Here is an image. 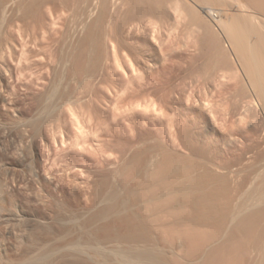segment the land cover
<instances>
[{"label":"rangeland","instance_id":"obj_1","mask_svg":"<svg viewBox=\"0 0 264 264\" xmlns=\"http://www.w3.org/2000/svg\"><path fill=\"white\" fill-rule=\"evenodd\" d=\"M46 1L44 2L45 5L47 4L48 8L51 6L49 8L51 13H49L47 7L46 9L44 8L46 11L41 10L42 6H45L41 5L39 10L41 13L35 12L37 17L33 13L34 19L31 15L29 16L32 19L27 16V13L26 16L29 17V21L38 22L44 27L43 23L45 20L47 21L48 17L41 19L42 16L48 15V13L52 14L53 10L55 12L53 14H56L62 11V7H65L63 9V11L65 10V16L63 17V13L62 19L61 17H59L60 19H55L57 26L59 25L60 27L62 25V29L54 27V30L58 31L55 32L53 30L54 32L52 31L53 33H51V36L52 34L53 36L54 34L56 35L55 40H53V36L51 37L54 41L51 49H54V53L55 49L57 52L59 50V56L57 52L55 53V55L57 54L56 58H54L56 62H52L49 66L45 58L47 55H43L46 54L45 51L40 56L41 64L45 63L48 65L46 67L49 68L47 69L50 73L49 78L51 77L52 80L54 78L53 75L56 74L53 79L55 82L54 87L49 84L48 92L43 91L42 93V90L40 91L39 89L41 87H38L37 83L35 84L37 87L34 84H29L28 80L30 79L28 71L25 69V63L21 64L23 65L21 70L25 69L23 72H27L24 73L25 76L23 75L25 79L18 74L21 71L19 68L15 70V73L22 80L18 79L16 74L15 78H10L9 76H7L8 79L5 76L0 77V90H2V95L7 99L6 106L0 103V246L4 245L7 247L9 259L8 261L5 260L6 263L4 264H17L19 260L21 261H19V264H21L23 256L26 255L28 257L31 254L32 256H37L38 254L37 257H40V260L37 258L38 261L36 260V262L41 264H124L125 260V264H149L150 260H144L143 262L140 260L138 263V260L136 262L133 256L130 258L131 255H135L142 249L145 250H142L141 254L152 251L154 256L155 254H158L157 256L159 257L166 255L162 260L160 258L150 264H160L161 262V264L163 262L164 264H175L178 260V264H220L223 261L226 262L225 264L229 263V261L231 264H251L250 260L254 261V258L252 256L248 258L249 255H246V253L249 254L248 246L255 244L256 238L261 241L260 243L263 242L264 244V232H262L264 227L259 220L264 217V101L261 98L262 93L264 95V88H261V93L249 72V63H247L248 50L246 51L247 53H240L233 47L234 45L231 44L232 40L224 27L228 22L227 20L237 16L238 21L246 29L250 26L252 27V25L253 27L256 26V28L259 27L263 34L262 40H264V0H121L125 4L115 10L112 19L103 21L105 24L101 23L102 31H97V34L99 32L101 34H98L101 40V49H106V42L109 39L116 41L119 46L118 49H120V54H118L120 57L118 56V58H121L119 63L121 66L117 65L118 68L114 70L116 64L112 65L114 62H112L113 59L109 55L111 59L110 65L113 68L106 72L105 62L106 58H108L106 50L100 51V60L98 59L99 62L97 61L98 63L96 62V64L94 63L96 52L91 46L86 45L84 47L85 50L82 49L84 56L82 67L86 69H81L80 73L77 72V75L75 74L76 77L73 76V79H68V84H72L68 86V88L70 87V91L69 89L68 91L71 94L70 96L73 94L74 98L68 95L70 102L69 99L64 100L68 101L67 104L59 98L60 92L58 96H56L57 94L55 95V92L60 89L52 94V88H56V81L64 78V75L60 73L59 66H57V57L60 58V56L63 57L65 55L64 57L67 56V59L70 58L65 45L67 46L68 41L71 39L72 29L78 26L74 25L80 21L81 11L85 2L82 0H67L68 4L64 5L65 2L60 4L63 0L61 2L53 0L55 1L54 3L52 0ZM94 1L97 3L102 2L101 0ZM238 3L244 7V11L237 12L234 10L235 7L233 8V6ZM21 12H18L19 14L17 15L23 18L25 14L23 13V15ZM58 15L61 16V12ZM54 16L49 17L53 19L58 17L57 15L56 17ZM35 17L39 21H35ZM92 19L90 23L88 21V25L86 24L87 26L85 25L83 30L87 28L89 32L93 30L95 18ZM42 20L43 22H41ZM57 20H59L60 24ZM24 22L21 24L23 26L27 24L28 29L26 28L27 26L21 29L30 32L29 30H32L33 25L31 27L30 23H26L28 22L27 19ZM18 25L20 26V23ZM90 26L92 27L90 28ZM87 30L81 32V41L87 38ZM94 31L96 30L94 29ZM58 33L60 36H58ZM251 37V42L257 43L256 34ZM56 38L59 39V43L63 41L60 45H64L60 47L58 44L57 46ZM64 40H68L67 43H64ZM72 40L70 41L74 43L75 47L76 41ZM149 47L152 49V54L146 52ZM257 47L253 49L252 53L257 57H261L260 59L263 58L261 63H264V48L263 46H261V49L259 48L260 46ZM88 50H90L88 52L89 55L87 53ZM35 54L39 53L35 50ZM123 56L127 57L124 59ZM36 60L31 61L32 63L34 62L33 64H29L32 67H26L30 72L37 71L36 69L39 70L45 65L38 64L40 62H36ZM126 61L130 62L125 63ZM130 63L134 69L137 70L138 67L137 71L140 72L141 79L131 81L130 76L126 75V72L130 69ZM261 63L250 62L253 67L257 65V69H259V65V67L261 65L264 67V64ZM31 68L34 69L31 70ZM55 70L57 73H55ZM67 77L65 75V82ZM26 79H28V82H26ZM23 80L26 82L25 84ZM65 82L63 81V83ZM12 89L15 91L13 92ZM46 96L48 97L46 98ZM57 99L61 103L64 102L63 106L66 105L67 107H63L59 101H56ZM59 105L60 107H58ZM143 111H146V113ZM26 121H29V123ZM168 125L173 129L175 144L176 147L178 146L177 148L174 147V149L167 146V152L171 154L169 156H173L174 161L178 159L175 168L171 172L169 171L170 173L168 172L170 174L168 175L170 179L167 178L168 181L173 180V183L182 187H187L191 183L199 184L197 187H206L207 189L204 192L207 190L208 207L211 208V211L207 212L208 214L214 213L210 214L209 221H201L202 226H199L198 229L199 235H195L193 230L185 223L182 225L177 224L175 219L172 220L173 217L167 216L166 219L162 218L157 222L147 221V228L151 235L147 238L142 235L135 240L133 234L136 224L133 223V213L137 212L141 215L143 213L142 217L144 216L143 218L150 220V217H147L150 216L149 212L138 198L143 195L144 198L141 197L142 199L152 200L154 197H158V194L155 193L156 191L153 188V190L150 189L147 184L144 185L143 182L145 180L140 178L138 173L135 174L136 172H134L132 166L134 165L135 157H137L136 155H139L146 148L148 151L145 152V155L142 154L145 160H149L150 157L153 159L155 157L156 160L159 158H156L154 148L157 147L160 141H162L160 144L164 143L165 140L167 142L166 134L163 136V133ZM25 133L31 135V138L25 136ZM157 140L159 141L156 145ZM136 152H139V154ZM28 159L31 162L30 166L32 165L29 168L32 170L28 169L27 164L29 162H26L29 161ZM178 161L180 164H178ZM182 161L185 162L181 163ZM178 165L179 167H177ZM189 182L190 184H188ZM221 185L223 186L221 187ZM185 191L190 193L192 190L185 189ZM150 192L154 193L152 194L153 196ZM114 207L115 210L113 209ZM152 207L155 211H158L159 208L161 209V207L156 206V203ZM105 213L106 217L103 216V218L101 215ZM258 217L260 218L257 219ZM12 222L13 224H11ZM255 222H259L261 228H259L260 224L257 225L258 223ZM25 223L28 224L26 225ZM218 223L222 227L217 225ZM250 224L252 229H254L253 226L257 225L258 228L255 227L256 229H254L257 231L250 229ZM214 226L217 228H213ZM178 228H181V230ZM224 229L225 231L222 232ZM167 230L168 232H166ZM8 231L12 232L11 235L7 233ZM179 231L184 239L182 240L184 249L175 256L168 250L167 246L173 245L178 241L179 235L177 236V234H180ZM61 232H65V234L59 235ZM73 232L76 235L81 232L85 237L87 251L84 255L76 256L73 250L58 248L59 245H67L69 240L76 236ZM203 232L205 233L204 235ZM117 233L119 236H117ZM188 233L193 236L190 237ZM201 233L202 235H200ZM253 233L257 234V236ZM182 234L186 235L183 236ZM252 234L255 235V239H253L254 236ZM95 235L97 236L95 237ZM129 235L132 237H129ZM212 238H215L214 240L218 242L213 241ZM250 238L253 240L249 241ZM191 239L193 240L189 243ZM98 240H102V245H105L106 248L100 245L101 248L99 249L101 250H99L98 247L100 246H96ZM247 242L248 244L250 243L248 246ZM194 246L199 247L197 248V253L193 251L195 249ZM228 246L233 248L230 250ZM147 248L148 250L146 251ZM227 248L230 251H225ZM239 248L243 249L240 250ZM48 249L50 256L53 257L48 255ZM162 249H165V251ZM43 250H46L48 256H46V252L40 254ZM51 250H54V252H51ZM55 250L61 251V253ZM189 251H191L193 257L189 254ZM34 252H36V255ZM210 252H212L211 256ZM238 252L242 255L241 257L237 254ZM231 254L235 255V257L237 256L236 259ZM41 255L42 258L45 257L44 260ZM86 255H88V258H86ZM26 256H24L25 259ZM46 257L49 258L47 259ZM207 257L211 259L209 260ZM215 257L218 260L220 259L219 257L223 259L217 262ZM10 259H12L11 262ZM133 259L134 261L131 262L130 260ZM212 260L213 262H211ZM236 260L237 263H235ZM27 263L26 261L24 264ZM32 264L37 263L32 261Z\"/></svg>","mask_w":264,"mask_h":264},{"label":"bare ground","instance_id":"obj_2","mask_svg":"<svg viewBox=\"0 0 264 264\" xmlns=\"http://www.w3.org/2000/svg\"><path fill=\"white\" fill-rule=\"evenodd\" d=\"M46 0H0V77H3V76H5V77H7V76H9L10 78H15V74H16V76L18 77V75H17V73H15V70L17 69V68H19V70H21V66H23V65H21V64H24L25 63V65H26V67H30L31 65H29V64H33L31 61H35L36 59V62H40V63H38V64H41V58H40V56L43 54V51H45V53L46 54H43L44 56L45 55H47L45 58L47 59H44V58H42V59H44V60H46L45 62L47 63V64H49V66H50V64L53 62H56V59H54V58H56V55L58 54V52H59V50H58V52L56 51V49H55V53L57 52V54L55 55V53H54V49H51L53 46H52V43L54 42L53 40H55V37H56V35L54 34V36H53V34H52V36H53V40H52V36H51V33H53L55 30V28L54 27H58V28H61V26L59 27V25L57 26V23H56V20L55 19H58L59 17H61V19H62V14L64 13V15H63V17L65 16V10L63 11V9H65V7H62V11H60L61 12V16H59L58 15V13H60V12H57L56 14H53V13H55L54 12V10H53V12H52V14H49V13H51V10L49 11V8L51 7L50 6V4H52V3H50L49 4V8H48V6H47V4L45 5V2ZM48 1H51V0H48ZM60 2L62 1V0H59ZM58 1V2H59ZM82 1H84L85 3H84V6H83V8H82V11H81V16H80V21H79V23L77 24V23H75L76 25H74V26H77L75 29H72L73 31L71 32V39L70 40H75L76 42H75V47H74V43L73 42H71L70 40V42L68 41V45L66 46L65 45V48L67 47V52L70 54V55H68L70 58L69 59H67V56L66 57H64L63 55V57H61L60 56V58L59 57H57V60H58V65L57 66H59V68H60V73H61V75L63 74L64 76V78H65V75L66 76H68L67 77V79H66V82H65V79L63 80V79H59L58 81H56V88H52V94H54L53 92L54 91H56V90H59V91H57V92H55V95L56 96H58V94H59V92H60V99L61 100H65V99H69V102H70V97H73V94H72V96H70L71 94L69 93V91H70V87L68 88V86L69 85H72V84H68V81L69 80H71V78L73 77V76H75L76 77V73L78 72V73H80L81 72V69H83L84 67H82V62H83V52H82V49H84V47L86 46V45H89V46H91V48L92 49H94V51L96 52V59H94L95 60V62L94 63H96L97 61H98V59L100 60V54H101V52H102V50L103 49H101V44H100V42H101V40H100V38H99V35L98 34H100V32L97 34V31H102V26H101V23H104L103 21H108V20H110V19H112V15H113V13L115 12V10H118L120 7H122L125 3L124 2H121V0H101L102 2L101 3H97V2H95L94 0H82ZM97 1V0H96ZM47 2V1H46ZM52 2L54 3L55 1H53L52 0ZM65 2V3H64ZM27 3H28V5H27ZM30 3V4H29ZM62 3H64V5H67L68 3H67V0H63L60 4H62ZM41 5H45L44 7L42 6V9H41ZM52 5H54V4H52ZM245 6V5H244ZM46 7H47V9H48V11H49V13H48V15L46 16L45 14H42V15H45V16H42V15H40V16H42L41 17V19L43 18V17H48L47 18V21L45 20V22L43 23V25H44V27L43 26H41L42 24H39L38 22H34V21H29L28 19H29V15H31L32 16V13H33V15L35 14L36 15V17H37V13H35V12H39V10L41 9V10H45L46 9ZM53 7V6H52ZM235 7V8H234ZM243 6H241V5H239V3L238 4H235L234 6H233V8H234V10L235 11H244L243 9H244V7L242 8ZM45 8V9H44ZM248 8V7H247ZM52 9V8H51ZM55 9V8H54ZM60 9H61V7H60ZM21 11H23V12H21ZM46 11V10H45ZM55 11H57V10H55ZM18 12H21L24 16H23V18H20V17H18V15L17 14H19ZM250 12H253V11H250ZM26 13H27V16H29V17H27L26 16ZM39 13H41V11L39 12ZM21 14V15H22ZM230 14V13H229ZM244 14V13H243ZM246 14V13H245ZM251 14V13H250ZM34 15V16H35ZM55 15V16H54ZM56 15L58 16V17H56ZM227 15V14H226ZM232 15V14H231ZM238 15V14H237ZM20 16V15H19ZM34 16H32V18L34 19ZM49 16H54V17H56V18H51V17H49ZM252 16V15H251ZM16 17V18H15ZM24 17H25V19H24ZM36 17H35V21H39V19L37 20L36 19ZM231 17V16H230ZM236 18H231V20L229 19V20H227L226 22V24H225V29H226V31H227V34H228V36H230V38H231V40H232V43L231 44H233L234 46L233 47H235L240 53H247V58H248V61H247V63H249L250 64V62L252 63V62H254L255 64H257V62H259V63H261V60L263 59H260L261 57H257V56H255L253 53H252V51H253V49L255 48V47H257V46H260L259 48L261 49L262 47L261 46H263V48H264V40H262L263 39V34H262V30H260V28L258 29V28H256V26L255 27H253V25H252V27L250 26L248 29H246V27L245 26H243V24H241V22H239L238 21V19H237V16H235ZM241 17H242V15H241ZM248 17V16H247ZM31 18V17H30ZM31 18V19H32ZM38 18H40L39 16H38ZM92 18H95V21L93 22L94 24H93V26H94V28L92 27V26H90V28L92 27V31H88L87 29H85V30H87L88 32H87V34L88 35H86L87 36V38H85L84 40H80L81 38H80V35H81V32L82 31H85V30H83L84 29V27H85V25L87 24L88 25V21H89V23H90V20L92 19ZM27 19V21L28 22H26V23H30L29 25L31 26V25H33V27H32V30L30 29L29 31L30 32H27L28 30H25V31H23L22 29H23V27L25 26H27V24L26 25H22L23 24V22L25 21ZM44 19V18H43ZM60 19V18H59ZM261 19V18H260ZM22 20H24L23 22H21ZM58 22H59V20H57ZM92 21H93V19H92ZM246 21V20H245ZM250 21H251V19H250ZM41 22H43V20L41 21ZM218 22V21H217ZM223 22H224V20H223ZM223 22H222V24H223ZM20 23V26L18 25ZM22 23V24H21ZM25 23V22H24ZM32 23H34V24H32ZM92 23V22H91ZM219 23V22H218ZM221 23V22H220ZM225 23V22H224ZM245 23V22H244ZM59 24H60V22H59ZM105 24V23H104ZM107 24V23H106ZM86 25V26H87ZM103 25V24H102ZM246 25V24H245ZM264 25V24H263ZM22 26V27H21ZM105 26V25H104ZM110 26V25H109ZM112 26H114V25H112ZM258 26V25H257ZM260 26V25H259ZM73 27V26H72ZM89 27V26H88ZM111 27V26H110ZM219 27V26H218ZM22 28V29H21ZM27 29H28V26L26 27ZM101 28V29H100ZM106 28V27H105ZM112 28V27H111ZM110 28V29H111ZM62 29V28H61ZM94 29L96 30V31H94ZM100 29V30H99ZM54 30V31H53ZM90 30V29H89ZM107 30H108V28H107ZM112 30V29H111ZM260 30V31H259ZM53 31V32H52ZM58 31V30H57ZM57 31H55V32H57ZM64 31V30H63ZM67 31V30H66ZM225 31V32H226ZM264 31V30H263ZM68 32V31H67ZM104 32V31H103ZM109 32V31H108ZM261 32V33H260ZM61 33V32H60ZM66 33V32H65ZM65 33H63V35H65ZM111 33V32H110ZM59 34V33H58ZM57 34V35H58ZM109 34V33H108ZM255 35L256 34V37H257V39H258V41H257V43H252L251 42V40H250V37L252 36V35ZM101 35V34H100ZM251 35V36H250ZM58 36H60V34L58 35ZM62 36V35H61ZM85 35H84V37H86ZM79 37V38H78ZM107 37V36H106ZM58 38H60V37H58ZM58 38H56L57 39V46H58V44L60 45V43L61 42H63V41H61L60 43H59V39ZM252 38V37H251ZM79 39V40H78ZM72 40V41H73ZM104 40V39H103ZM45 41V42H44ZM65 41V40H64ZM67 41H65L64 43H67ZM107 45L105 46L106 47V49H104V50H106L105 52H106V54L108 55L107 57L108 58H106V72L107 71H109L110 69H112L113 68V66L115 65V66H119L120 64V59L118 58V54H120V49H118L119 48V46L116 44V41H114V40H108L107 42ZM53 45H54V43H53ZM55 45V46H56ZM62 45V44H61ZM61 45H60V47H61ZM64 45V44H63ZM62 45V46H63ZM72 45H73V47H72ZM52 46V47H51ZM88 47V46H87ZM104 47V48H105ZM54 48H56V47H54ZM59 48V47H58ZM57 48V49H58ZM73 48V49H72ZM90 48V47H89ZM103 48V47H102ZM154 48V47H153ZM60 49H62V48H60ZM236 49H234V50H236ZM256 49V48H255ZM257 49H258V47H257ZM33 50H34V52H33ZM35 50L37 51V53H39V54H35ZM42 50V52H40ZM49 50V52H47ZM85 50V49H84ZM83 50V51H84ZM87 50V49H86ZM103 50V51H104ZM248 50V51H247ZM63 51V50H62ZM90 50H88L87 51V53L89 52ZM101 51V52H100ZM151 51H152V49L149 47V49L148 50H146V52H150L151 53ZM247 51V52H246ZM255 51V50H254ZM86 52V51H85ZM84 52V53H85ZM153 52H155V51H153ZM237 52V51H236ZM239 52H238V54H239ZM257 52V51H256ZM35 55H34V54ZM41 53V54H40ZM48 53V54H47ZM124 53V52H123ZM122 53V54H123ZM86 54V53H85ZM84 54V55H85ZM125 54V53H124ZM152 54V53H151ZM150 54V55H151ZM258 54L260 55V53L258 52ZM262 54H263V52H262ZM61 55V54H60ZM88 55H89V53H88ZM109 55L112 57L111 59H113L112 60V62H114V64H112L113 66H111L110 65V62H111V59L109 58ZM126 55V54H125ZM243 55H246V54H243ZM256 55H257V53H256ZM58 56H59V54H58ZM264 56V55H263ZM94 57V56H93ZM105 57V56H104ZM120 57V56H119ZM125 57H127V56H125ZM125 57L123 56V58L125 59ZM86 58V57H85ZM88 58V57H87ZM91 58V57H90ZM246 58V59H247ZM74 59V60H73ZM119 59V60H118ZM89 60V59H88ZM129 60V59H128ZM127 60V61H128ZM125 61V60H124ZM125 62V63H129V62ZM250 61V62H249ZM35 62V63H36ZM99 62V61H98ZM97 62V63H98ZM263 62V61H262ZM84 63V62H83ZM85 63H86V61H85ZM96 63V64H97ZM102 63V62H101ZM42 64H45V63H42ZM41 64V65H42ZM47 64H45V65H43L42 66V68H40L39 70L38 69H36L37 71H32V72H30V70H28V68H26L25 66V69H26V71H28V75H29V79L30 80H28V79H26V82H28L29 84L31 83V85L32 84H36L37 83V85H38V87L40 86L41 88H39L40 89V91L42 90V93H43V91H47V90H49V87H50V85H51V87H54L53 85H55V82L53 81V79L55 78V75H53L54 76V78L51 80V77L49 78V76H50V73L48 72V70L47 69H49L48 67H46V65ZM88 64V63H87ZM248 64V68H249V72H250V74H251V76H252V78H253V81H254V83H255V85L260 89V92L262 93V89L264 88V67H262V65H261V67H259L258 66V68L259 69H257L256 68V66L257 65H255L254 67L250 64L249 65ZM261 64H264V63H261ZM92 65H94V64H92ZM128 65V64H127ZM149 65V64H148ZM148 65H146L147 67H148ZM48 66V65H47ZM56 66V65H55ZM80 66H81V68H80ZM86 66V65H85ZM98 66H99V64H98ZM114 66V70H116L117 68H118V66L117 67H115ZM121 66V65H120ZM132 65H131V63H130V69L126 72V75L128 76H130V80L132 81V80H139V79H141V74H140V72L139 71H137L138 70V67H137V70L136 69H134L133 68V66L131 67ZM145 66V67H146ZM149 66H151V65H149ZM32 67V66H31ZM37 68H39L38 66H36ZM35 67V68H36ZM103 67V66H102ZM23 68V67H22ZM53 68H54V66H53ZM58 67H57V69H59ZM90 68H92L91 66H90ZM98 68V67H97ZM143 68V67H142ZM149 68V67H148ZM260 68H262V70H260ZM24 69V70H25ZM32 69H34V68H31V70ZM56 69V68H55ZM79 69V70H78ZM84 69H86V68H84ZM89 69V68H88ZM95 69H96V67H95ZM120 69V68H119ZM123 69V68H122ZM24 70H21L18 74L20 75V77L21 76H23L24 75V73L26 72H23ZM51 70V69H50ZM97 70V69H96ZM105 70V69H104ZM54 71V70H53ZM59 71V70H58ZM86 71V70H85ZM143 71V70H142ZM18 72V71H17ZM52 72V71H51ZM83 72V71H82ZM89 72V71H88ZM115 72V71H114ZM23 73V74H22ZM27 73V72H26ZM47 73H49V74H47ZM55 73H57L56 72V70H55ZM84 73V72H83ZM98 73V72H97ZM124 73H125V71H124ZM76 74V75H75ZM87 74V73H86ZM91 74V73H90ZM102 75V74H101ZM125 75V74H124ZM25 76V75H24ZM21 77V78H24L25 79V77ZM51 76H52V74H51ZM78 76H81V75H78ZM77 76V77H78ZM86 76V75H85ZM88 76V75H87ZM147 76V75H146ZM26 77H27V75H26ZM56 77H58V76H56ZM60 77V78H61ZM92 78H93V76H91ZM21 78H19L18 77V79H21ZM28 78V77H27ZM78 78H80V77H78ZM91 78V79H92ZM7 79H8V77H7ZM69 79V80H68ZM73 79V78H72ZM5 80V79H4ZM11 80V79H10ZM13 80V79H12ZM22 80V79H21ZM28 80V81H27ZM50 80H51V83H50ZM57 80V79H56ZM77 80V79H76ZM86 80V79H85ZM93 80V79H92ZM18 82L20 81V80H17ZM16 81V82H17ZM24 81V80H23ZM63 81L65 82V83H63ZM82 81V80H81ZM11 82H14V81H11ZM21 82V81H20ZM25 81H24V84L26 83ZM58 82V83H57ZM15 83V82H14ZM72 83H74V82H72ZM87 83H88V81H87ZM94 83V82H93ZM100 83V82H99ZM1 84V83H0ZM28 84V85H29ZM50 84V85H49ZM84 84V83H83ZM30 85V86H31ZM33 85V86H34ZM89 85V84H88ZM91 85V84H90ZM99 85V84H98ZM16 86V85H15ZM18 86H20V85H18ZM23 86V85H22ZM21 86V87H22ZM36 86V85H35ZM34 86V87H35ZM100 86V85H99ZM98 86V87H99ZM25 87H27V86H25ZM37 87V86H36ZM35 87V88H36ZM75 87H76V85H75ZM88 87V86H87ZM263 87V88H262ZM12 88V87H11ZM58 88V89H57ZM79 88V87H78ZM262 88V89H261ZM0 89H1V87H0ZM13 89H15V88H13ZM13 89H12V91H13ZM36 89H38V88H36ZM68 89H69V91H68ZM96 89V88H95ZM78 90V89H77ZM76 90V91H77ZM80 90V89H79ZM87 90V89H86ZM100 90V89H99ZM264 90V89H263ZM2 90H0V95L2 96H0L1 97V102L0 103H2V105L3 106H6V104H7V99L4 97V95H2V92H1ZM8 91V90H7ZM6 91V92H7ZM15 91V90H14ZM13 91V92H14ZM72 91V90H71ZM73 91H74V89H73ZM72 91V92H73ZM88 91V90H87ZM90 91V90H89ZM45 92H44V94H45ZM48 92V91H47ZM51 92V91H50ZM92 92H93V90H92ZM264 92V91H263ZM85 93H87V92H85ZM48 95L50 94V93H47ZM6 95V94H5ZM51 95V94H50ZM68 95L70 96V97H68ZM89 95V94H88ZM8 96V95H7ZM53 96V95H52ZM84 96V95H83ZM43 97V96H42ZM48 96H46V98H47ZM65 97H67V98H65ZM86 97H87V95H86ZM49 98H50V96H49ZM56 98V97H55ZM58 98V99H59ZM74 98V97H73ZM82 98V97H81ZM261 98H262V100L264 101V95H263V93H262V95H261ZM56 100L57 102L59 101L60 102V100ZM83 99V98H82ZM85 99V98H84ZM9 100V99H8ZM43 100V99H42ZM47 100V99H46ZM49 100V99H48ZM79 100V99H78ZM55 101V100H54ZM62 101V102H63ZM72 101H74V100H72ZM66 104H67V102L66 101H64ZM63 102V103H64ZM9 103V102H8ZM12 103V102H11ZM61 103V102H60ZM63 103H61L62 104V106H63ZM49 104V103H48ZM53 104H54V102H53ZM70 104V103H69ZM11 105V104H10ZM51 105V104H50ZM56 105V104H55ZM57 105H58V103H57ZM66 106V105H65ZM65 106H63V107H65ZM58 107H60V105L58 106ZM67 107V106H66ZM6 108V107H5ZM12 108V107H11ZM47 108V107H46ZM45 108V109H46ZM143 108V107H142ZM48 109V108H47ZM55 109V108H54ZM67 109V108H66ZM65 109V110H66ZM7 111H8V109H6ZM9 110H10V107H9ZM61 110V109H60ZM68 111V110H67ZM48 112H50L49 110H48ZM144 113H146V111H143ZM42 114H43V112H42ZM48 114V113H47ZM50 115V114H49ZM34 117V116H33ZM34 118H36V117H34ZM30 120V119H29ZM35 120V119H34ZM21 121H22V119H21ZM32 121V120H31ZM36 121V120H35ZM26 122H28L29 123V121H26ZM25 123V122H24ZM23 123V124H24ZM26 124V123H25ZM35 124V123H34ZM32 125V124H31ZM36 125V124H35ZM129 126V125H128ZM33 127V126H32ZM128 128V127H127ZM133 128V127H132ZM166 129H164V128H162V129H164V133H163V136H164V134H166V136L165 137H167V142H166V140L164 141V143H161L160 144V142H162V141H160L159 142V144H158V141L159 140H157V142H156V145H157V147H155V146H153V147H155L154 148V150H155V154H156V158H158L157 160L155 159V157H154V159L152 158V157H150V159L149 160H145V158H143L142 156H144L145 155V152H147L148 150H147V148H146V150H143V152H141L140 154H139V152L137 153V154H139V155H136L137 157H135V161H134V159H133V161H134V165L132 166L133 168V170H134V172H136L135 174H137L138 173V176H140V178H143V180H145V182H147V183H145V182H143L144 183V185L145 184H147V186L148 187H150V189H154V191H156L155 193H157L158 194V197L156 196V194H155V196L156 197H154L152 200L150 199V200H145V199H142V198H144V196L142 195H140L141 197L140 198H138V200L140 199V201H141V203H143L144 205H145V209L149 212V214H150V216H147V217H150L149 219L150 220H147L148 218H143L142 217V215H144L143 213H142V215L141 214H139V213H133V218H134V222L133 223H135L136 225H135V229H134V234H133V238L135 239V240H137V239H139L140 238V236H144V237H149V235H151L150 234V231H149V229L147 228V221H151V222H157V221H160L162 218H167V216L168 217H170L171 216V218H172V220L173 219H175V221H176V223L177 224H180V225H182V224H184L185 223V225H187L190 229H192L193 230V233H195V235H199V233H198V229H199V226H202V222L201 221H205L206 222V220H208L209 221V218H210V214L211 213H209L208 214V212H210L211 211V208H209L208 207V200H209V198L207 199V196L206 195H208L206 192H207V190H206V192H204V190L205 189H207L206 187H203L202 186V188L201 187H197L199 184H193V183H191L190 184V182L188 183V184H190V185H188L187 187L185 186V187H182L181 185H179V184H176V183H173L174 181L172 180V181H168V179L167 178H169L170 179V177L168 176V175H170L169 173L171 172V170L173 169V168H175V166H176V161L178 160H176V161H174L173 160V156L172 157H170L171 156V154L169 153V152H167V146H169V147H171L172 149H174V147L175 148H177L176 147V142H175V138L173 137L174 136V134L172 133L173 132V129L171 128V126L170 125H168L167 127H165ZM34 130V129H33ZM37 130V129H36ZM126 131V130H125ZM161 132H162V130H161ZM28 133V132H27ZM27 133H25L26 135L25 136H27V137H30L31 135H28ZM133 133V132H132ZM143 133V132H142ZM149 134V133H148ZM154 135V134H153ZM160 135H161V133H160ZM24 135H23V137H25ZM114 137V136H113ZM156 137V136H155ZM162 137V136H161ZM20 138V137H19ZM31 138V137H30ZM164 138V137H163ZM27 139V138H26ZM29 139V138H28ZM156 139V138H155ZM165 139V138H164ZM115 140V139H114ZM115 141H117V140H115ZM25 143V142H24ZM122 144V143H121ZM129 144V143H128ZM124 145V144H123ZM134 146V145H133ZM51 148V147H50ZM145 149V148H144ZM149 149V148H148ZM49 152H50V150H49ZM157 152V153H156ZM153 153V154H154ZM169 153V154H168ZM142 154H144V155H142ZM170 155V156H169ZM121 156V155H120ZM150 156V155H149ZM22 157V156H21ZM27 158V157H26ZM28 158H30V157H28ZM50 158V157H49ZM48 158V159H49ZM149 158V157H148ZM175 158V157H174ZM21 159V158H20ZM24 160V159H23ZM29 160V159H28ZM50 160V159H49ZM179 161H180V159H179ZM179 161H178V164H180L179 163ZM25 162V161H24ZM26 162H29L28 164H27V166H28V169H31V168H29V167H31L30 166V164H31V162H30V160L29 161H26ZM183 162H185V161H182L181 163H183ZM23 165V164H22ZM183 166V165H182ZM177 167H179V165L177 166ZM33 168V167H32ZM32 170V169H31ZM151 170H153L152 172H151ZM29 171V170H28ZM170 171V172H169ZM30 172H32V171H30ZM169 172V173H168ZM33 173V172H32ZM33 174H35V173H33ZM206 174V173H205ZM211 174V173H210ZM36 175V174H35ZM38 175V174H37ZM207 175H208V173H207ZM137 176V177H138ZM168 176V177H167ZM38 177V176H37ZM206 177V176H205ZM210 177V176H209ZM208 178V177H207ZM211 178V177H210ZM220 178V177H219ZM217 179V178H216ZM214 180V179H213ZM218 180V179H217ZM224 180V179H223ZM226 181V180H225ZM193 182V181H192ZM221 182H222V180H221ZM141 183H142V181H141ZM223 183V182H222ZM206 185V184H205ZM204 185V186H205ZM225 185V184H224ZM220 186V185H219ZM223 185H221V187H222ZM226 186V185H225ZM228 188V187H227ZM152 189V190H153ZM185 189H191L192 191L190 192V193H188V192H186L185 191ZM224 189V188H223ZM220 190H221V188H220ZM149 191V190H148ZM147 191V192H148ZM146 192V193H147ZM219 192H221V191H219ZM151 193V195L152 194H154V193H152V192H150ZM215 194V193H214ZM226 194V193H225ZM137 195H139V194H137ZM146 195H148V194H146ZM146 195H145V198H146ZM150 195V196H151ZM222 195V194H221ZM149 196V197H150ZM153 196V195H152ZM223 196H224V194H223ZM215 197V196H214ZM148 198V197H147ZM212 198V197H211ZM211 200V199H210ZM136 202H138V201H136ZM212 202V201H211ZM139 203V202H138ZM140 203V204H141ZM155 203H156V206H159V207H161V209L159 208V210L158 211H155L154 210V208L152 207L153 206V204L155 205ZM142 204V205H143ZM157 204H159V205H157ZM212 204V203H211ZM203 206V207H202ZM142 207V206H141ZM211 207V206H210ZM205 208V209H204ZM214 208V207H213ZM59 209H60V207H59ZM70 209V208H69ZM69 209H67V210H69ZM110 209V208H109ZM114 210H115V207L113 208ZM158 209V208H157ZM156 209V210H157ZM107 210V209H106ZM201 210H202V212H201ZM11 211V210H10ZM61 211V210H60ZM102 211V210H101ZM104 211V210H103ZM110 211H112V210H110ZM133 211V210H132ZM136 211H138V210H136ZM140 211V210H139ZM144 211V210H143ZM142 211V212H143ZM208 211V212H207ZM215 211V210H214ZM263 211V210H262ZM28 212V211H27ZM72 212V211H71ZM141 212V211H140ZM201 212V213H200ZM13 213V212H12ZM103 213V212H102ZM108 213H109V211H108ZM116 213V212H115ZM214 213V212H213ZM212 213V214H213ZM252 213H254V212H252ZM74 214V213H73ZM83 214V213H82ZM146 214V213H145ZM148 214V215H149ZM211 214V215H212ZM263 214V213H262ZM34 215V214H33ZM81 215V214H80ZM87 215V214H86ZM113 215V214H112ZM115 215V214H114ZM264 215V214H263ZM18 216H20V215H18ZM102 217L104 216V217H106V213L105 214H102L101 215ZM101 216H100V218H101ZM116 216H118V215H116ZM120 216V215H119ZM118 216V217H119ZM249 216V215H248ZM252 216V215H251ZM259 216H260V214H259ZM69 217H71V216H69ZM68 217V218H69ZM72 217H74V216H72ZM96 217V216H95ZM103 217V218H104ZM111 217V216H110ZM233 217V216H232ZM231 217V218H232ZM263 217V216H262ZM261 217V218H262ZM14 218V217H13ZM75 218V217H74ZM87 218V217H86ZM130 218V217H129ZM250 218V217H249ZM260 217H258L257 219H259ZM264 218V217H263ZM262 218V220L261 219H259L262 223V226L264 227V219ZM6 219V218H5ZM24 219V218H23ZM30 219V218H29ZM78 219H80V218H78ZM120 219V218H119ZM233 219V218H232ZM256 219V220H257ZM18 220H20V219H18ZM69 220V219H68ZM83 220V219H82ZM94 220V219H93ZM96 220V219H95ZM121 220H124V219H121ZM171 220V219H170ZM170 220H168V221H170ZM222 220H223V218H222ZM25 221V220H24ZM45 221V220H44ZM70 221V220H69ZM78 221V220H77ZM100 221V220H99ZM109 221V220H108ZM131 221H133V220H131ZM211 221V220H210ZM259 221V222H260ZM68 222V221H67ZM72 222V221H71ZM82 222V221H81ZM88 222V221H87ZM107 222V221H106ZM251 222V221H250ZM249 222V223H250ZM259 222H255V223H258L257 225H259L260 223ZM44 223V222H43ZM54 223V222H53ZM62 223V222H61ZM105 223V222H104ZM175 223V222H174ZM173 223V224H174ZM187 223V224H186ZM204 223V222H203ZM248 223V222H247ZM11 224H13V222L11 223ZM26 225L28 224V223H25ZM57 224V223H56ZM88 224V223H87ZM91 224V223H90ZM101 224V223H100ZM111 224V223H110ZM124 224H125V222H124ZM204 224H206V223H204ZM226 224V223H225ZM253 224V223H252ZM261 224L259 225L260 227L259 228H261ZM35 225V224H34ZM45 225V224H44ZM71 225V224H70ZM75 226H76V224H74ZM85 225V224H84ZM162 225V224H161ZM169 225V224H168ZM217 225H220L221 226V224H217ZM224 225V224H223ZM227 225V224H226ZM254 225H256V224H254ZM257 225L256 226H253V228L254 229H256V228H258L257 227ZM64 226V225H63ZM78 226V225H77ZM91 226H93V225H91ZM102 226V225H101ZM107 226V225H106ZM123 226V225H122ZM175 226V225H174ZM25 227V226H24ZM28 227V226H27ZM31 227V226H30ZM50 227V226H49ZM65 227V226H64ZM95 227V226H94ZM97 227V226H96ZM100 227V226H99ZM165 227V226H164ZM168 227V226H167ZM171 227H172V224H171ZM175 227H177V226H175ZM210 227V226H209ZM222 227V226H221ZM220 227V228H221ZM225 227V226H224ZM228 227V226H227ZM252 227V225L250 224V229H252L251 228ZM256 227V228H255ZM9 228V227H8ZM82 228V227H81ZM92 228V227H91ZM108 228V227H107ZM115 228V227H114ZM114 228H112V229H114ZM126 228V227H125ZM168 228H170V227H168ZM184 228V227H183ZM182 228V229H183ZM208 228V227H207ZM213 228H217L216 226H214ZM212 228V229H213ZM26 229V228H25ZM72 229V228H71ZM71 229H69L70 231H71ZM97 229H99V228H97ZM111 229V230H112ZM122 229V228H121ZM133 229V228H132ZM161 229V228H160ZM178 229H180L181 230V228H178ZM211 229V228H210ZM254 229H252V230H254ZM264 229V228H263ZM21 230H23V229H21ZM49 230V229H48ZM47 230V231H48ZM58 230V229H57ZM87 230V229H86ZM91 230V229H90ZM93 230V229H92ZM115 230V229H114ZM165 230V229H164ZM172 230V229H171ZM176 230V229H175ZM251 230V231H252ZM259 230V229H258ZM262 230V229H261ZM260 230V231H261ZM39 231H42V230H39ZM52 231V230H51ZM56 231V230H55ZM81 231V230H80ZM95 231V230H94ZM105 231V230H104ZM120 232H121V230H119ZM128 231H130L129 229H128ZM128 231H126V232H128ZM223 231H225V229L224 230H222V232ZM254 231H257V230H254ZM253 231V232H254ZM44 232V231H43ZM53 232V231H52ZM82 232V231H81ZM80 232V233H81ZM84 232V231H83ZM86 232V231H85ZM111 232V231H110ZM166 232H168V230L166 231ZM173 232H174V229H173ZM176 232V231H175ZM221 232V233H222ZM262 232H264V230H262ZM261 232V233H262ZM7 233H9L10 235H11V233L8 231ZM15 233V232H14ZM21 233V232H20ZM32 233V232H31ZM36 233V232H35ZM50 233V232H49ZM58 233V232H57ZM66 233H68V232H66ZM70 233V232H69ZM74 233V232H73ZM78 233V232H77ZM78 234V235H76V233H74L76 236L75 237H73L71 240H69V242H68V244L66 245L65 243V246L64 245H59L58 246V248H67V249H69L70 251L71 250H73V252H74V254L76 255V256H81V255H84L85 253H86V249H87V242L85 241V237H84V235L81 233V234ZM96 233H98V232H96ZM114 233V232H113ZM119 233V232H118ZM117 233V236H119V234ZM125 233V232H124ZM153 233H154V231H153ZM179 233H180V231H179ZM256 233V232H255ZM255 233H253V234H255ZM8 234V235H9ZM18 234V233H17ZM22 234V233H21ZM34 234V233H33ZM54 234V233H53ZM63 234H65V232L64 233H62L61 232V234H59V235H63ZM85 234V233H84ZM88 234V233H87ZM115 234V233H114ZM174 234V233H173ZM205 233L203 232V235H204ZM237 234V233H236ZM252 234V235H253ZM263 234V233H262ZM25 235V234H24ZM57 235V234H56ZM68 235V234H67ZM86 235V234H85ZM92 235V234H91ZM98 235V234H97ZM97 235H95V237L97 236ZM171 235H172V233L170 234V238H171ZM179 235V239H178V241L176 242V243H174L173 245H168L167 246V248H168V250L173 254V255H175L176 256V254L178 253V252H182V250L184 249V244L182 243L183 241L182 240H184L183 238H182V236H181V233L180 234H177V236ZM183 235V234H182ZM184 235H186V234H184ZM183 235V236H184ZM188 235H190L189 233H188ZM200 235H202V233L200 234ZM213 235H214V233H213ZM215 235H217V234H215ZM256 236H257V234H255ZM255 235H253L254 236V238L253 239H255ZM17 236V235H16ZM19 236V235H18ZM23 236V235H22ZM40 236V235H39ZM69 236V235H68ZM72 236H73V234H72ZM99 236H100V233H99ZM152 236H154V235H152ZM191 236H193L192 234L190 235V237ZM239 236H241L240 234H239ZM247 236V235H246ZM249 236V235H248ZM11 237H13V236H11ZM30 237H33V236H30ZM37 237V236H36ZM41 237V236H40ZM52 237V236H51ZM62 237V236H61ZM65 237V236H64ZM90 237V236H89ZM92 237V236H91ZM108 237H110V236H108ZM129 237H132L131 235H129ZM186 237V236H185ZM229 237H230V235H229ZM233 237V236H232ZM260 237V236H259ZM4 238V237H3ZM17 238V237H16ZM50 238V237H49ZM54 238V237H53ZM125 238V237H124ZM127 238V237H126ZM143 238V237H142ZM152 238V237H151ZM166 238V237H165ZM168 239H169V237H167ZM187 238V237H186ZM189 238V237H188ZM193 238V237H192ZM216 238V237H215ZM215 238H212L213 239V241H217V240H214ZM237 238V237H236ZM235 238V239H236ZM247 238V237H246ZM245 238V239H246ZM2 239V238H1ZM21 239V238H20ZM19 239V240H20ZM33 239V238H32ZM47 239V238H46ZM45 239V240H46ZM105 239H107V238H105ZM109 239V238H108ZM107 239V240H108ZM113 239V238H112ZM119 239V238H118ZM194 239V238H193ZM193 239H191L190 240V242L189 243H191V241L193 240ZM253 239H249V241L250 240H253ZM260 239H262V238H260ZM264 239V238H263ZM18 240V241H19ZM42 240V239H41ZM51 240V239H50ZM61 240V239H60ZM59 240V241H60ZM67 240V239H66ZM111 240V239H110ZM115 240V239H114ZM150 240V239H149ZM237 240H239V239H237ZM255 240H257L256 242H255V244H252V245H249L248 244V242H247V246L249 245V246H251V247H249L248 246V251H249V254H247L246 253V255H249L248 256V258H250V256H252V258H254V261H252V260H250L252 263L251 264H264V244H263V242L262 243H260L261 241H258V239L256 238ZM4 241V240H3ZM17 241V240H16ZM24 241V240H23ZM29 241V240H28ZM56 241V240H55ZM104 241V240H103ZM113 241V240H112ZM125 241V240H124ZM128 241V240H127ZM144 241V240H143ZM197 241V240H196ZM210 241H211V238H210ZM209 241V242H210ZM219 241H221V240H219ZM246 241H247V239H246ZM263 241V240H262ZM10 242H11V240H10ZM106 242V241H105ZM104 242V243H105ZM108 242H110V241H108ZM118 242V241H117ZM126 242V241H125ZM139 242V241H138ZM155 242V241H154ZM157 242V241H156ZM185 242V241H184ZM218 242V241H217ZM240 242H241V240H240ZM253 242V241H252ZM251 242V243H252ZM9 243V242H8ZM24 243V242H23ZM32 243V242H31ZM37 243V242H36ZM47 243V242H46ZM51 243V242H50ZM52 243H53V241H52ZM59 243V242H58ZM67 243V242H66ZM90 243H91V241H90ZM89 243V244H90ZM94 243V242H93ZM103 243V244H104ZM111 243V242H110ZM143 243V242H142ZM146 243V242H145ZM193 243V242H192ZM254 243V242H253ZM14 244V243H13ZM16 244V243H15ZM28 244V243H27ZM41 244V243H40ZM106 244V243H105ZM159 244V243H158ZM195 244V243H194ZM220 244V243H219ZM229 244H230V242H229ZM228 243H227V245H229ZM239 244V243H238ZM8 245V244H7ZM20 245H22V244H20ZM94 245H95V243H94ZM100 245H102V240H98V242H97V244H96V246H100ZM146 245V244H145ZM162 245V244H161ZM208 245V244H207ZM232 245V244H231ZM230 245V246H231ZM234 245V244H233ZM236 245V244H235ZM240 245V244H239ZM27 246V245H26ZM34 246V245H33ZM48 246V245H47ZM102 246H104V248H106L105 247V245H102ZM130 246V245H129ZM133 246L135 247V245L133 244ZM139 246V245H138ZM141 246V245H140ZM155 246H156V244H155ZM164 246V245H163ZM205 246V245H204ZM17 247V246H16ZM31 247V246H30ZM36 247H37V245H36ZM48 247H50V246H48ZM47 247V248H48ZM95 247V246H94ZM148 247V246H147ZM161 247V246H160ZM186 247V246H185ZM195 247V246H194ZM206 247V246H205ZM220 247V246H219ZM229 247V246H228ZM244 247H245V245H244ZM57 248V249H58ZM91 248H93V247H91ZM99 248H101V246L100 247H98V249ZM103 248V247H102ZM135 248H137V247H135ZM159 248V247H158ZM162 248V247H161ZM197 248H199V247H195V249L193 250L194 252H198V249ZM207 248H208V246H207ZM210 248H214V247H210ZM224 248V247H223ZM230 248V250L233 248H231V247H229ZM241 248V247H240ZM239 248V249H240ZM25 249V248H24ZM44 249H45V247H44ZM50 249H52V248H50ZM54 249V248H53ZM67 249H65V250H67ZM96 249H97V247H96ZM97 249V250H98ZM126 249H128L127 247H126ZM205 249V248H204ZM243 249V248H242ZM242 249H240V250H242ZM245 249H247V248H245ZM40 250V249H39ZM59 250H61V251H63L62 249H59ZM88 250H89V248H88ZM99 250H101V249H99ZM129 250V249H128ZM137 250V249H136ZM142 250H145V249H142ZM142 250L141 251H138L137 253H135V255L133 254V253H131V254H133V255H131L130 256V258L133 256V258L136 260V262H137V260H138V263H139V261L140 260H142L141 262H143L144 260H150L151 262L153 261L154 262V260H156V261H158V259H160L161 258V260L163 259V257H165L166 255L165 254H163V255H165V256H161V257H159V256H157L158 254H155V256H154V253L152 252V251H150V252H152L151 254H150V252L148 253V248L146 249V253H142L141 254V252H142ZM150 250V249H149ZM155 250V249H154ZM163 250V249H162ZM203 250V249H202ZM208 250V249H207ZM210 250V249H209ZM214 250V249H213ZM216 250V249H215ZM223 250V249H222ZM230 250H228V248H227V250H225V251H230ZM238 250V249H237ZM28 251V250H27ZM48 251V255L50 256V252H49V249L47 250ZM56 251V250H55ZM58 251V250H57ZM56 251V252H57ZM61 251L59 252L58 251V253H61ZM106 251H107V249H106ZM123 251V250H122ZM121 251V252H122ZM163 251H165V249L163 250ZM210 251H212V250H210ZM218 251V250H217ZM216 251V252H217ZM220 251V250H219ZM234 251V250H233ZM248 251H246V252H248ZM20 252V251H19ZM29 252H31V251H29ZM29 252H28V254H29ZM40 252V251H39ZM39 252H37V253H39ZM43 252H46V250H43L42 252H40V254H43ZM51 252H54V250L52 251L51 250ZM68 252V251H67ZM93 252V251H92ZM110 252V251H109ZM155 252V251H154ZM157 252H158V250H157ZM156 252V253H157ZM169 252V253H170ZM190 252V253H189ZM189 252H187V253H189L190 255H192V253H191V251H189ZM200 252H201V250H200ZM203 252V251H202ZM213 252V251H212ZM212 252H210V256H211V253ZM220 252H222V251H220ZM236 252V251H235ZM244 252V251H243ZM36 252H34V254H35ZM64 253V252H63ZM98 253V252H97ZM112 253V252H111ZM130 253V252H129ZM165 253V252H164ZM167 253V252H166ZM214 254H215V252H213ZM218 253V252H217ZM230 253V252H229ZM234 253V252H233ZM20 254V253H19ZM18 254V255H19ZM72 254V253H71ZM70 254V255H71ZM113 254V253H112ZM115 254V253H114ZM122 254V253H121ZM205 254V253H204ZM209 254V253H208ZM207 254V255H208ZM237 254H239V252L237 253ZM236 253H235V255H237ZM36 255V254H35ZM47 255V252H46V256H48ZM120 255V254H119ZM127 255V254H126ZM159 255H161V254H159ZM184 255V254H183ZM188 255V254H187ZM196 255V254H195ZM219 255V254H218ZM221 255V257H223L222 256V254H220ZM227 255V254H226ZM232 256H233V254H231ZM230 255V256H231ZM235 255L233 256V257H235ZM240 255V254H239ZM10 256V255H9ZM22 256V255H21ZM24 256H26V255H24ZM24 256H23V258H22V263L24 264V263H26V261L29 263V264H32V261H35V263H39V262H36V260H37V256H38V254H37V256H32V254L30 255V256H26V259L24 258ZM45 256V255H44ZM43 256V257H44ZM54 256H56V255H54ZM72 256H74V255H72ZM99 256H100V254H99ZM104 256V255H103ZM121 256V255H120ZM122 256H123V254H122ZM121 256V257H122ZM128 256V255H127ZM126 256V257H127ZM172 256V255H171ZM206 256V255H205ZM214 256V255H213ZM216 256V255H215ZM242 255H240V257H241ZM20 257V256H19ZM50 257H53V256H50ZM90 257V256H89ZM94 257V256H93ZM101 257H102V255H101ZM190 257V256H189ZM189 257H188V259H189ZM192 257H193V255H192ZM198 257H199V255H198ZM221 257H219L220 259L218 260L216 257V259H217V262L219 261L220 262V260H222L223 258H221ZM237 257V256H236ZM236 257H235V259H236ZM27 258H29L28 260H27ZM41 258H42V255H41ZM45 258V257H44ZM44 258H42L43 260H44ZM47 258V257H46ZM49 258V257H48ZM47 258V259H48ZM86 258H88V255H86ZM91 258V257H90ZM125 258V257H124ZM124 258H122V259H124ZM128 258H129V256H128ZM129 258V259H130ZM172 258H176V257H172ZM181 258V257H180ZM179 258V259H180ZM205 258V257H204ZM207 258H209V257H207ZM231 258V257H230ZM230 258H229V260H230ZM244 258V257H243ZM39 260H40V257L38 258ZM54 259V258H53ZM57 259V258H56ZM66 259V258H65ZM95 259V258H94ZM106 259V258H105ZM110 259V258H109ZM134 259L133 260H130L131 262L132 261H134ZM183 259V258H182ZM187 259V258H186ZM191 259V258H190ZM211 258H209V260H210ZM226 259V261L228 260L227 259V257L225 258ZM224 259V260H225ZM234 259V258H233ZM232 259V260H233ZM237 259H239V258H237ZM5 260H9L8 259V255H7V247L6 246H4V245H1L0 246V264H4V263H6L5 262ZM11 260L12 259H10V262H11ZM18 260V259H17ZM84 260V259H83ZM82 260V261H83ZM128 260V259H127ZM177 260V259H176ZM201 260V259H200ZM207 260V259H206ZM20 261V260H19ZM19 261H18V263L17 264H19ZM38 261V260H37ZM46 261V260H45ZM44 261V262H45ZM51 261V260H50ZM59 261H61V260H59ZM85 261V260H84ZM86 261H88L87 259H86ZM94 261V260H93ZM100 261H102V260H100ZM114 261V260H113ZM155 261V262H156ZM186 261V260H185ZM184 261V262H185ZM205 261V260H204ZM216 261V260H215ZM234 261V260H233ZM240 261V260H239ZM247 261H249V260H247ZM21 262V261H20ZM31 262V263H30ZM41 262V261H40ZM43 262V263H44ZM80 262H81V260H80ZM95 262V261H94ZM93 262V263H94ZM108 262V261H107ZM125 262H126V260H125ZM125 262H124V264H125ZM147 262H149V261H147ZM150 262V263H151ZM206 262V261H205ZM208 262V261H207ZM206 262V263H207ZM211 262H213V260L211 261ZM224 262V264L226 263L225 261H223ZM222 262V263H223ZM8 263V262H7ZM12 263H13V261H12ZM16 263V262H15ZM21 263V264H22ZM27 263V264H28ZM49 263V262H48ZM62 263V262H61ZM69 263V262H68ZM149 263V264H150ZM157 263V262H156ZM162 263V262H161ZM160 263V264H161ZM173 263H174V261H173ZM179 263V260H178V262L176 261V263L175 264H178ZM183 263V262H182ZM189 263V262H188ZM209 263V262H208ZM222 263H220V264H222ZM229 263H230V261H229ZM229 263H227V264H229ZM235 263H237V260H236V262ZM239 263V262H238ZM247 263V262H246ZM249 263V262H248ZM8 264H10V263H8ZM39 264H41V263H39ZM54 264V263H53ZM56 264V263H55ZM85 264V263H84ZM99 264V263H98ZM104 264V263H103ZM109 264V263H108ZM114 264V263H113ZM130 264V263H129ZM133 264V263H132ZM137 264V263H136ZM142 264V263H141ZM154 264V263H153ZM163 264H164V262H163ZM190 264H192V263H190ZM198 264V263H197ZM202 264V263H201ZM216 264V263H215ZM231 264V263H230ZM233 264V263H232ZM244 264V263H243Z\"/></svg>","mask_w":264,"mask_h":264}]
</instances>
